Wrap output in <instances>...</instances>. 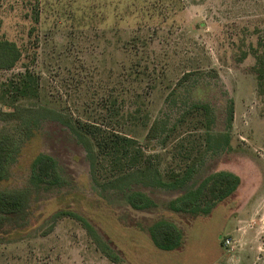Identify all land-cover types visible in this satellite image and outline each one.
Listing matches in <instances>:
<instances>
[{
    "label": "rangeland",
    "instance_id": "rangeland-1",
    "mask_svg": "<svg viewBox=\"0 0 264 264\" xmlns=\"http://www.w3.org/2000/svg\"><path fill=\"white\" fill-rule=\"evenodd\" d=\"M0 20L1 35L23 50L13 70L0 72V86L26 67L40 82V97L22 100L24 106L92 121L106 119V98L124 96L125 114L141 112L126 114L119 130L152 154L165 180L194 163L188 186L219 170L241 178L238 190L208 215L169 208L186 188L139 185L157 205L136 210L123 193L92 181L85 150L68 128L45 121L0 184L30 192L31 204L26 224L1 226L0 264H238L247 244L258 250L253 264H264V0H0ZM137 38L142 42L134 45ZM136 55L149 56L158 71L165 66L164 75L157 82H121ZM197 69L203 72L197 81L178 85ZM230 99L231 149L210 151L203 115L192 104L209 103L212 130L225 132ZM155 120L170 130L149 136ZM112 126L118 131V123ZM41 152L58 160L65 187L30 190L31 165ZM111 172L109 158L102 159L100 178L109 181ZM59 211L87 219L118 261L102 253L80 220L54 218ZM162 219L183 233L177 250H160L151 241L149 227ZM226 237L234 240L229 248Z\"/></svg>",
    "mask_w": 264,
    "mask_h": 264
},
{
    "label": "trees",
    "instance_id": "trees-1",
    "mask_svg": "<svg viewBox=\"0 0 264 264\" xmlns=\"http://www.w3.org/2000/svg\"><path fill=\"white\" fill-rule=\"evenodd\" d=\"M2 22L0 20V31ZM142 38L134 39L138 45ZM136 58L128 68L126 79L121 82H157L165 73V66L157 70L158 64L153 59ZM23 57L22 48L14 41L1 35L0 32V72L11 71ZM264 68V65L262 66ZM203 72L199 69L185 72L178 80L183 82L196 80ZM175 95V92L173 93ZM40 97V82L38 77L28 67L17 77L4 82L0 86V103L8 110H0V184L8 180L12 165H14L22 152L23 145L32 139L41 130L45 121H56L68 128L76 141L84 148L86 158L90 164L92 181L104 190L113 189L123 193L133 209L147 210L157 205L147 193L138 188L157 187L169 190L186 188L185 192L169 202V208L175 212L190 213L193 215H208L218 203L229 198L237 191L241 178L229 170L215 171L206 176L196 186H188L196 172V165L191 164L182 175L172 172L171 178H163L159 162L152 160V154H146L138 141L119 130L121 119L131 117L135 112H141L137 107L135 112H123L127 100L122 96L106 98L105 108L107 114L100 120H78L64 111L52 107L24 106L25 99H38ZM172 99L175 98L173 95ZM198 113H201L207 126L206 143L208 150L220 152L231 149V135L228 132L234 119V102L229 100L227 124L225 132H215L212 126L215 123L214 109L207 102H193ZM102 117V116H101ZM118 123V131L113 124ZM146 125V124H144ZM166 122L155 120L149 130V136L156 137L159 132L168 131ZM169 134V133H168ZM166 134V136L168 135ZM109 158L112 178L103 181L99 176L102 159ZM66 178L58 160L52 155L41 152L33 160L29 176L30 190L39 192L49 191L66 186ZM30 192L0 188V228L5 224H26L30 215ZM69 215L82 222L88 234L98 247L113 262L119 257L102 241L94 226L83 216L72 211H59L54 218ZM149 235L153 244L160 250H177L183 239L181 229L168 220H158L149 227Z\"/></svg>",
    "mask_w": 264,
    "mask_h": 264
},
{
    "label": "crops",
    "instance_id": "crops-1",
    "mask_svg": "<svg viewBox=\"0 0 264 264\" xmlns=\"http://www.w3.org/2000/svg\"><path fill=\"white\" fill-rule=\"evenodd\" d=\"M238 190V189H237ZM258 250L252 244H247L239 249V254L236 256L238 264H253L255 263V256Z\"/></svg>",
    "mask_w": 264,
    "mask_h": 264
},
{
    "label": "built area",
    "instance_id": "built-area-1",
    "mask_svg": "<svg viewBox=\"0 0 264 264\" xmlns=\"http://www.w3.org/2000/svg\"><path fill=\"white\" fill-rule=\"evenodd\" d=\"M233 243H234V240H233L231 237H226V238L224 239V246H225L226 248L231 247V246L233 245Z\"/></svg>",
    "mask_w": 264,
    "mask_h": 264
}]
</instances>
